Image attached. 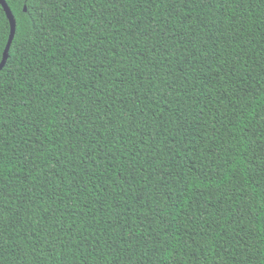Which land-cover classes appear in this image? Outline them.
I'll return each mask as SVG.
<instances>
[{
    "label": "trees",
    "instance_id": "trees-1",
    "mask_svg": "<svg viewBox=\"0 0 264 264\" xmlns=\"http://www.w3.org/2000/svg\"><path fill=\"white\" fill-rule=\"evenodd\" d=\"M6 1L0 264H264V0Z\"/></svg>",
    "mask_w": 264,
    "mask_h": 264
},
{
    "label": "water",
    "instance_id": "water-1",
    "mask_svg": "<svg viewBox=\"0 0 264 264\" xmlns=\"http://www.w3.org/2000/svg\"><path fill=\"white\" fill-rule=\"evenodd\" d=\"M0 4L2 5L3 9L5 10L7 17L9 19L10 22V36H9V40L7 42V45L5 47L4 53H3V57L2 60L0 62V71L4 68V66L6 65L8 58H9V51L11 49L15 34H16V28H17V21L16 18L10 8V6L8 5L6 0H0ZM27 10V8H25Z\"/></svg>",
    "mask_w": 264,
    "mask_h": 264
}]
</instances>
